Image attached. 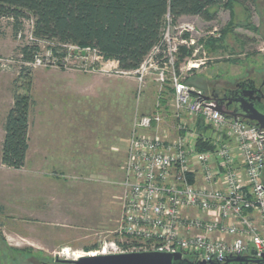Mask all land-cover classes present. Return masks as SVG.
Listing matches in <instances>:
<instances>
[{"label": "rangeland", "instance_id": "obj_1", "mask_svg": "<svg viewBox=\"0 0 264 264\" xmlns=\"http://www.w3.org/2000/svg\"><path fill=\"white\" fill-rule=\"evenodd\" d=\"M208 11L209 19L182 17L174 25L166 18L160 42L164 56L172 57L184 81L204 91L206 81L220 78L223 72L229 75L236 70L231 66L264 54V0L233 4L231 11L222 6ZM18 24L20 32L16 35L13 21L0 23V132L14 92L23 94L27 87V79L20 76L19 49L31 40L32 22L24 19ZM210 40L221 41L219 48L211 50ZM38 46L35 57L41 64L29 66L33 102L30 123L38 119V98L47 100L51 109L58 86L63 84L56 77L75 76L70 85L84 86L87 97L75 88L74 94H69L73 102L68 111L65 105L59 107L65 109L66 121L89 128L84 129V138L91 143L90 148L84 147L83 157L78 155L71 163L75 168L58 175L56 189L44 193L36 191L34 178L24 185L25 178L9 177L11 174L0 164V252L54 250L59 258L70 260L98 250L102 241L113 238L131 123L152 110L157 85L155 77L148 75L140 86L138 73H118L116 64L98 59L91 49L54 42H40ZM154 55L145 60V67ZM192 65L199 67L186 70ZM27 168H35L34 163Z\"/></svg>", "mask_w": 264, "mask_h": 264}, {"label": "built area", "instance_id": "obj_2", "mask_svg": "<svg viewBox=\"0 0 264 264\" xmlns=\"http://www.w3.org/2000/svg\"><path fill=\"white\" fill-rule=\"evenodd\" d=\"M156 55L135 70L140 86L155 77L156 100L131 123L116 229L93 256L179 253L205 264L264 256L261 132L215 110L172 57ZM35 62L41 64L35 57L27 66Z\"/></svg>", "mask_w": 264, "mask_h": 264}, {"label": "trees", "instance_id": "obj_3", "mask_svg": "<svg viewBox=\"0 0 264 264\" xmlns=\"http://www.w3.org/2000/svg\"><path fill=\"white\" fill-rule=\"evenodd\" d=\"M253 1L0 0V23L13 21L16 35L20 32L17 27L21 20L32 22L31 40L19 49L20 76L27 79V87L23 94L14 92L12 105L4 117L0 164L20 170L25 163L29 113L33 106L27 64L33 62L40 42L91 49L104 62H116L119 72H133L160 47L166 18L172 25L182 17L209 19L210 8L222 6L231 11L233 4ZM219 42L210 40L208 45L211 50L218 49ZM164 50L159 48L157 59L164 57Z\"/></svg>", "mask_w": 264, "mask_h": 264}, {"label": "crops", "instance_id": "obj_4", "mask_svg": "<svg viewBox=\"0 0 264 264\" xmlns=\"http://www.w3.org/2000/svg\"><path fill=\"white\" fill-rule=\"evenodd\" d=\"M56 78H59L58 80L63 84L58 86V95L52 99L51 109L48 108L47 100L38 98L36 101L39 114L34 124L30 121L28 123L27 152L23 168L12 170L3 167L11 174L9 177L18 175L25 178V182H22L24 185L31 184V178H34L36 191L39 193L54 190L58 175H65V171L75 168L71 163H75L76 156L79 155L81 158L84 155V147L90 148L91 143L84 138V129L89 128L79 123L66 121V116H63L65 109L59 107V105H65L68 111L70 102H73V96L69 94H74L75 88H79L83 98H86L84 86L70 85L75 81V76L59 75ZM88 94L90 95L89 92ZM3 136L1 127L0 153ZM123 156H125V150ZM29 163H34L35 168L28 169ZM0 204H3L2 201Z\"/></svg>", "mask_w": 264, "mask_h": 264}, {"label": "flooded vegetation", "instance_id": "obj_5", "mask_svg": "<svg viewBox=\"0 0 264 264\" xmlns=\"http://www.w3.org/2000/svg\"><path fill=\"white\" fill-rule=\"evenodd\" d=\"M236 70L220 78L206 81L205 94L215 107L226 116L255 126L262 134L264 145V54L242 65L231 66ZM229 69V68H228ZM227 70V69H226ZM225 71V70H224ZM264 184V157L262 162ZM44 252V253H43ZM36 252L6 249L0 252V264H75V259H61L54 250ZM55 254V255H52ZM241 261L225 260L220 264H264V259L255 255L240 256ZM192 258L181 256L179 264H198Z\"/></svg>", "mask_w": 264, "mask_h": 264}, {"label": "water", "instance_id": "obj_6", "mask_svg": "<svg viewBox=\"0 0 264 264\" xmlns=\"http://www.w3.org/2000/svg\"><path fill=\"white\" fill-rule=\"evenodd\" d=\"M215 110L219 111L215 106ZM220 112V111H219ZM221 113V112H220ZM223 114V113H222ZM225 115V114H224ZM234 119V118H233ZM242 257H228L225 261H241ZM264 259V256L261 257ZM181 255L158 253V252H134L116 255H97L83 256L78 258L75 264H179ZM198 264H205L200 262ZM208 264H220L219 262H210Z\"/></svg>", "mask_w": 264, "mask_h": 264}, {"label": "bare ground", "instance_id": "obj_7", "mask_svg": "<svg viewBox=\"0 0 264 264\" xmlns=\"http://www.w3.org/2000/svg\"><path fill=\"white\" fill-rule=\"evenodd\" d=\"M94 253H88L86 256H93ZM80 255H77L76 257H79Z\"/></svg>", "mask_w": 264, "mask_h": 264}]
</instances>
